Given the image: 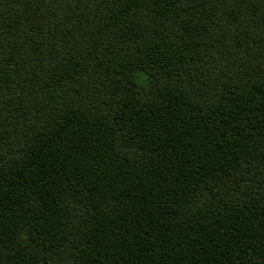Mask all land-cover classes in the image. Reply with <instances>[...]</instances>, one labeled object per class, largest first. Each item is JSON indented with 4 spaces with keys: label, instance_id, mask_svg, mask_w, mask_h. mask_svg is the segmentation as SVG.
<instances>
[{
    "label": "trees",
    "instance_id": "obj_1",
    "mask_svg": "<svg viewBox=\"0 0 264 264\" xmlns=\"http://www.w3.org/2000/svg\"><path fill=\"white\" fill-rule=\"evenodd\" d=\"M0 264H264V0H0Z\"/></svg>",
    "mask_w": 264,
    "mask_h": 264
}]
</instances>
